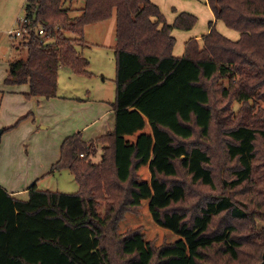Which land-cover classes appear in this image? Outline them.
<instances>
[{
  "label": "trees",
  "instance_id": "trees-1",
  "mask_svg": "<svg viewBox=\"0 0 264 264\" xmlns=\"http://www.w3.org/2000/svg\"><path fill=\"white\" fill-rule=\"evenodd\" d=\"M62 1L24 2L27 57L9 62L4 82L28 83L27 97L51 98L60 67L90 76L76 45L86 46V25L114 13V129L90 142L79 131L62 141L51 169L70 170L77 192L32 183L29 198L20 200L0 187V264L260 262L264 0H207L215 19L239 37L210 25L202 45L186 42L182 58L172 53L171 30L190 29V14L168 25L151 0H77L84 6L72 18ZM38 25L57 37L55 44L44 43ZM87 143L101 146L97 163L78 156ZM106 174L111 186L105 188ZM106 196L101 215L97 200ZM240 222L248 229L238 235ZM216 253L225 261L215 260Z\"/></svg>",
  "mask_w": 264,
  "mask_h": 264
},
{
  "label": "rangeland",
  "instance_id": "rangeland-1",
  "mask_svg": "<svg viewBox=\"0 0 264 264\" xmlns=\"http://www.w3.org/2000/svg\"><path fill=\"white\" fill-rule=\"evenodd\" d=\"M25 1L26 0H0V79L5 70V67L9 65L10 61L17 59H26L27 57L26 52L23 53L22 51H20L22 48L23 51H26V47H23L22 45L23 40L20 39L24 36L13 37L11 33L12 31L14 32L15 30L19 29V21L22 18H26L24 13ZM61 4L62 7L68 11V15H70L72 18L74 16L79 15L81 13L82 7L84 6L83 1L77 0L72 1L70 3L63 0ZM115 27L116 16L114 13L110 18L104 21L92 23L85 26V29H87L89 33L88 40L96 39L97 42L102 43L103 45L92 48L86 46V48H82L80 45H76L77 51L79 52L81 50V55L84 57L86 56L90 61V65L88 68L90 71V76L76 75L71 72V70L60 67L58 69L59 76L57 78V84L59 87V92L63 94V96L75 95L79 98H86L87 96H90L91 98L89 100H92L93 102H101L100 100L103 99L104 101L109 102V105L112 104L115 99L116 93V86L114 80L116 72V60L114 54ZM68 35L71 37L74 36H72L70 33H68ZM101 38L104 42H102ZM19 40L21 42H18ZM56 40L57 37L51 36L49 32L47 33V36L43 39L45 44H55ZM13 43L19 46L18 51L16 49H13ZM202 43L200 45H202ZM219 82H223L225 87L228 86L226 80H219ZM2 94L3 91H0V104ZM258 105L264 108L263 101H259ZM232 106L234 110H237L239 109L240 104L234 101ZM12 110L13 104L11 102L4 104L2 110H0V123H15L12 119ZM39 113L41 114V111ZM44 114L45 116H48L51 113L45 112ZM27 119L28 117L25 118V120ZM34 121L36 123V127H38V122L40 121V119L37 120L36 117ZM29 122L32 123L33 119H30ZM21 127L22 129L20 128V132H6L4 133V141L3 139H0V184L10 178L9 172H11V170H20L19 166L23 165L24 162L25 165H27L30 164L32 160L34 161V164L44 161L42 157H44V155L46 154L48 145L50 144V141L54 139V135L57 132V130H53L54 128L52 126L51 128L43 129L42 131L37 128V134H32L28 132L27 123H25ZM105 133L99 135L98 137L104 135ZM88 145V150H85L83 152V155H81L82 153L80 152L78 156L82 159L86 158L84 163L87 162V159L97 163L100 160V156L102 155L103 150L100 145H95L94 143H90ZM93 146L95 147L94 155L92 154L90 156ZM10 160H14L11 166L8 163ZM258 161L259 170L264 171V161L260 159H258ZM8 167H11V169H9ZM21 170L22 175L18 174V172H15V175H13V178H11L14 180L16 179L17 181L20 180L21 182H19V184H25L29 182L33 174L36 172V170L34 171L31 168H23ZM65 170L68 169H64L62 171H54L51 169V174H49L48 176L45 175L46 177L43 176V179L40 180V182L39 180H36L33 183H36L37 187L40 189H49L52 191L66 193L77 192L80 189V185L77 179L75 178V175L70 170ZM105 173H107V171ZM105 179V188L108 183L109 186H111L108 174L105 175ZM95 182H97L96 178L93 179V183ZM106 198L107 196L105 198H98L99 200H97L96 209L101 215L106 209V202L104 200ZM107 199L111 198L108 197ZM243 224L246 223L240 222L236 224V234L241 235L242 233L247 232L248 226L244 227ZM255 227L259 231L263 230L264 233V220H257L255 223ZM214 259H222L223 262L225 261V259L222 256L218 255V253H216ZM231 264L239 263L237 261H232Z\"/></svg>",
  "mask_w": 264,
  "mask_h": 264
},
{
  "label": "crops",
  "instance_id": "crops-1",
  "mask_svg": "<svg viewBox=\"0 0 264 264\" xmlns=\"http://www.w3.org/2000/svg\"><path fill=\"white\" fill-rule=\"evenodd\" d=\"M151 1L159 8L168 25H172L176 17L183 12L195 17V22L190 29L172 28L171 30V34L175 38L172 53L177 58L183 57L185 53V44L189 39L195 38L200 45L202 43V37L209 32L210 25H214L221 34L232 40H236L239 37V32L227 27L223 21L215 19L207 0ZM88 34L87 29L84 28L86 47L92 48L103 45L102 43L97 42L96 39L88 40ZM101 40L104 42L102 38ZM18 42L21 41L19 40ZM12 47L18 51V45L13 43ZM86 47L84 46L82 48ZM20 51L23 53L26 52L23 51V48ZM79 52L82 53L81 50ZM85 58L88 60L89 68L90 61L86 56ZM7 72L8 66L5 67L0 79V91H3V94L1 95L0 110H2L5 103L7 104L11 102L13 104L12 119L15 123H0V139L4 138V133L6 132H20L22 129L21 126L25 123L28 124V132L32 134H37V128L42 131L43 129H49L53 126V130H57L54 139H52L48 145L46 154L42 157L44 161L34 164V161L32 160L31 163L27 165H25L24 162L23 165L19 166L20 170H11V172H9L10 178L0 184V187H2L11 197L20 200H27L29 198V185L36 180H39L40 182V180L43 179V176L46 177L51 174V166L60 157V146L62 141L72 133L79 131L81 133V140L90 142L99 135L105 133L107 130H113L115 124L114 110L112 106L109 105V102H106L103 99L100 100L101 102H93L92 100H89L91 98L90 96H87L86 98H79L75 95L63 96V94L59 92L58 84L57 95L55 97L46 98L40 95L27 97L26 94L30 91L29 84H6L4 79L7 76ZM40 111L41 114L39 113ZM45 112H50L51 114L45 116ZM26 117H28L27 120H25ZM36 117L37 120L40 119L38 127H36L34 121ZM30 119H33L32 123L29 122ZM13 161L14 160H10L8 162L10 166L13 164ZM8 168L11 169V167ZM23 168H31L34 171L36 170V172L33 174L29 182L19 184V182H21L20 180L17 181L16 179L14 180L11 178H13L15 172L22 175L21 169Z\"/></svg>",
  "mask_w": 264,
  "mask_h": 264
},
{
  "label": "built area",
  "instance_id": "built-area-1",
  "mask_svg": "<svg viewBox=\"0 0 264 264\" xmlns=\"http://www.w3.org/2000/svg\"><path fill=\"white\" fill-rule=\"evenodd\" d=\"M28 20L26 18H22L20 21H19V26L17 30H15L14 32L12 31V36L13 37H22L24 35V33H26V27H28ZM35 31L37 33V35H39L40 37L42 38H45L47 36V31L45 30V28L43 27V25H38L36 26L35 28ZM23 38V37H22ZM20 38V39H22ZM83 155V154H81Z\"/></svg>",
  "mask_w": 264,
  "mask_h": 264
},
{
  "label": "water",
  "instance_id": "water-1",
  "mask_svg": "<svg viewBox=\"0 0 264 264\" xmlns=\"http://www.w3.org/2000/svg\"><path fill=\"white\" fill-rule=\"evenodd\" d=\"M0 134H1V128H0ZM257 264H264V252L262 253V260Z\"/></svg>",
  "mask_w": 264,
  "mask_h": 264
}]
</instances>
